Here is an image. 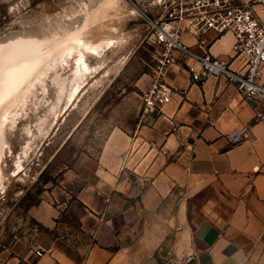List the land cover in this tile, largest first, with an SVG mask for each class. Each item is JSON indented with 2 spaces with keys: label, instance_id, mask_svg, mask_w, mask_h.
<instances>
[{
  "label": "crops",
  "instance_id": "obj_1",
  "mask_svg": "<svg viewBox=\"0 0 264 264\" xmlns=\"http://www.w3.org/2000/svg\"><path fill=\"white\" fill-rule=\"evenodd\" d=\"M204 40L213 56L242 68L241 57L231 58L233 34ZM181 41L202 54L195 36ZM190 66L199 71L176 53L171 103L132 133L112 135L97 162L77 173L84 238H61L65 205L45 202L34 212L45 232L26 262L264 264V107L224 78L201 83ZM238 132L243 140L232 145ZM37 250L46 253L36 258Z\"/></svg>",
  "mask_w": 264,
  "mask_h": 264
},
{
  "label": "rangeland",
  "instance_id": "obj_2",
  "mask_svg": "<svg viewBox=\"0 0 264 264\" xmlns=\"http://www.w3.org/2000/svg\"><path fill=\"white\" fill-rule=\"evenodd\" d=\"M154 2L0 0V66L13 70L18 66L11 99L73 39L114 42L101 57L88 58L93 73L66 114L73 63L51 71L43 84L36 82L3 124L0 264L33 263L24 258L45 232L34 218L36 208L45 202L65 205L61 238H84L78 226L82 207L75 198L76 175L97 162L112 135L130 134L140 125L142 96L154 73V48L148 43L151 25L145 16L154 20L159 10ZM23 57L28 62H22ZM231 58H237L235 53ZM7 104L8 100L1 103L0 113ZM257 116L264 118V108Z\"/></svg>",
  "mask_w": 264,
  "mask_h": 264
},
{
  "label": "built area",
  "instance_id": "obj_3",
  "mask_svg": "<svg viewBox=\"0 0 264 264\" xmlns=\"http://www.w3.org/2000/svg\"><path fill=\"white\" fill-rule=\"evenodd\" d=\"M154 4L159 9L154 20L147 16L154 73L142 96L141 120L161 114L171 103L174 89L168 81V69L178 52L199 65V71L190 66L189 72L195 78L201 77V83L212 77L224 78L248 100L264 107V0H155ZM184 33L197 38L196 48L202 54L182 43ZM228 33L234 35L233 52L243 61L239 71L232 70L225 59L213 56L204 40L208 34L218 38ZM228 140L232 145L239 144L243 134L233 133ZM45 253L37 250L35 257Z\"/></svg>",
  "mask_w": 264,
  "mask_h": 264
},
{
  "label": "bare ground",
  "instance_id": "obj_4",
  "mask_svg": "<svg viewBox=\"0 0 264 264\" xmlns=\"http://www.w3.org/2000/svg\"><path fill=\"white\" fill-rule=\"evenodd\" d=\"M112 43L114 42L107 41L104 43L102 42L97 44H90L82 40L73 39L66 46H63V48L61 47V51L55 53L53 58L49 62H47L35 76L33 75V80L28 81L26 79V84L22 86L21 89L19 88L20 91L18 90L19 95L17 97L14 96V98L12 99V95H10V92L11 90H13L11 88L15 86L14 83H16L18 80V76L14 73L16 71L15 69L18 68V66L16 65L14 67V70L12 68H3L0 66V105L2 102H4V100H8L7 106L0 113V131L2 130L3 124L6 121L10 120V115L13 113L12 109L17 106L18 100L20 99L19 101H24L27 98L28 94L32 91L31 89L35 88L36 82L43 84L51 71H54L57 68L65 69L66 67H69L71 63H73V82L71 83V91L64 110V114H66L75 105V102L80 97L89 75L93 73V68L89 65L88 58L90 56L101 57L102 52L105 50V48L109 47ZM28 60H30V57ZM21 61L28 62L26 61L25 57H23ZM9 63H11V61ZM58 78L59 75H57V79ZM64 89L65 88H63V90ZM63 90L62 92H64ZM14 115H16V113H14ZM2 153L3 150L1 149L0 160Z\"/></svg>",
  "mask_w": 264,
  "mask_h": 264
},
{
  "label": "water",
  "instance_id": "obj_5",
  "mask_svg": "<svg viewBox=\"0 0 264 264\" xmlns=\"http://www.w3.org/2000/svg\"><path fill=\"white\" fill-rule=\"evenodd\" d=\"M145 15V14H144ZM147 17V15H145Z\"/></svg>",
  "mask_w": 264,
  "mask_h": 264
}]
</instances>
